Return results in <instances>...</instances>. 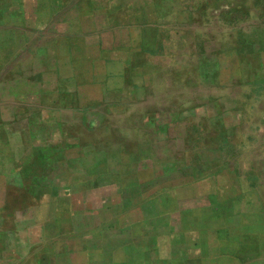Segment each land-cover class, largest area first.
<instances>
[{
	"label": "crops",
	"instance_id": "1",
	"mask_svg": "<svg viewBox=\"0 0 264 264\" xmlns=\"http://www.w3.org/2000/svg\"><path fill=\"white\" fill-rule=\"evenodd\" d=\"M0 264H264V0H0Z\"/></svg>",
	"mask_w": 264,
	"mask_h": 264
}]
</instances>
